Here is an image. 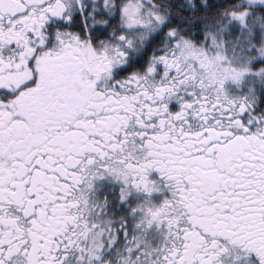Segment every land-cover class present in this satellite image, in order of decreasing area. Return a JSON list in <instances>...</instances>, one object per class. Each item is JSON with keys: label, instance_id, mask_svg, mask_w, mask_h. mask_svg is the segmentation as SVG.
Wrapping results in <instances>:
<instances>
[{"label": "snow or ice", "instance_id": "obj_1", "mask_svg": "<svg viewBox=\"0 0 264 264\" xmlns=\"http://www.w3.org/2000/svg\"><path fill=\"white\" fill-rule=\"evenodd\" d=\"M0 264H264V0H0Z\"/></svg>", "mask_w": 264, "mask_h": 264}]
</instances>
